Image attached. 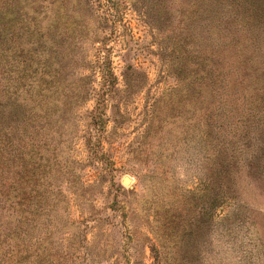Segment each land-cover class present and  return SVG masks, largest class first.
Listing matches in <instances>:
<instances>
[{
  "label": "rangeland",
  "instance_id": "374dc122",
  "mask_svg": "<svg viewBox=\"0 0 264 264\" xmlns=\"http://www.w3.org/2000/svg\"><path fill=\"white\" fill-rule=\"evenodd\" d=\"M0 153V264H264V0H0Z\"/></svg>",
  "mask_w": 264,
  "mask_h": 264
},
{
  "label": "trees",
  "instance_id": "16d2710c",
  "mask_svg": "<svg viewBox=\"0 0 264 264\" xmlns=\"http://www.w3.org/2000/svg\"><path fill=\"white\" fill-rule=\"evenodd\" d=\"M0 155H2L0 153ZM223 163L219 164L218 167V176L220 178L219 182L221 184H223L222 182V178L225 176H228V172L227 170H225V167H222ZM2 167L0 166V169ZM220 184V186H222ZM150 252L153 258V262L151 264H180L181 262V253L179 250H175L173 252H171V256L168 258L167 257V252L164 250H160L159 248L155 247V245L153 244V246L150 248Z\"/></svg>",
  "mask_w": 264,
  "mask_h": 264
}]
</instances>
